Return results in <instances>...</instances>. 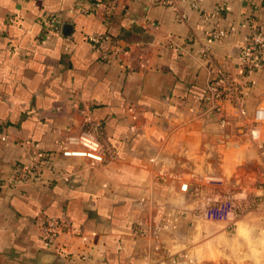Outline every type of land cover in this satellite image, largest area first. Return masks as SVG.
I'll use <instances>...</instances> for the list:
<instances>
[{"label":"crops","instance_id":"obj_1","mask_svg":"<svg viewBox=\"0 0 264 264\" xmlns=\"http://www.w3.org/2000/svg\"><path fill=\"white\" fill-rule=\"evenodd\" d=\"M98 1L0 0V264H264V67L244 112L204 97L218 68L244 76L264 0H182L183 20L156 0H118L108 19ZM51 14L60 28L43 33ZM84 108L106 162L56 151L85 130ZM37 153L50 167L14 182ZM227 198L232 215L205 217ZM49 217L80 232L60 235L67 254L42 243Z\"/></svg>","mask_w":264,"mask_h":264},{"label":"built area","instance_id":"obj_2","mask_svg":"<svg viewBox=\"0 0 264 264\" xmlns=\"http://www.w3.org/2000/svg\"><path fill=\"white\" fill-rule=\"evenodd\" d=\"M156 1L162 5L171 7L179 20L185 18V14L179 5V2L182 0ZM118 4V0H101L96 2L90 11L91 13H96L100 10L102 15L109 19L116 13ZM191 5L194 8H199L195 0H191ZM224 11V6H219L216 14H223ZM44 22L43 33L48 29H59L61 25L59 18L53 14L47 15ZM207 35L212 39L222 40L227 35V31L222 27H215L210 29ZM109 38V35L106 33L89 36V40L96 46L101 45L104 41L109 40ZM104 57L108 58L109 56L106 54ZM238 64L244 71L242 78L230 76L224 70L218 68L209 80L204 97L210 101L227 100L239 113H242L244 112V99L248 91L249 78L254 72L264 67V23H258V25L256 23L252 24L247 47L240 54ZM84 114L86 120L85 130L78 136L69 137L66 140H58L56 151L65 157L87 159L92 165L106 162L113 156L112 151L104 147L100 138V125L91 119L90 111L87 108H84ZM255 117L258 120L264 118V109H257ZM50 165L51 162L48 154L37 153L36 155H32L30 161L19 168L14 182L26 181L39 168L50 167ZM205 179L215 183H222L223 181L221 177L217 176H206ZM0 185L4 186L8 185V183L4 181L0 182ZM260 201L264 204V195L260 198ZM233 213L234 203L227 198L208 206L204 215L207 218L220 219L228 218ZM63 233L80 234L79 231L73 229L71 222L67 220L56 217L47 218L42 224L40 232L43 245L46 248L59 249L62 253L67 254L68 246L59 242V237ZM174 261L176 264L178 263V259Z\"/></svg>","mask_w":264,"mask_h":264}]
</instances>
